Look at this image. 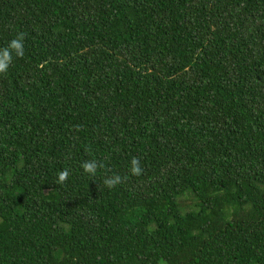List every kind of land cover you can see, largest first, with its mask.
<instances>
[{
	"label": "trees",
	"instance_id": "obj_1",
	"mask_svg": "<svg viewBox=\"0 0 264 264\" xmlns=\"http://www.w3.org/2000/svg\"><path fill=\"white\" fill-rule=\"evenodd\" d=\"M19 32L0 264H264V0H0Z\"/></svg>",
	"mask_w": 264,
	"mask_h": 264
},
{
	"label": "clouds",
	"instance_id": "obj_2",
	"mask_svg": "<svg viewBox=\"0 0 264 264\" xmlns=\"http://www.w3.org/2000/svg\"><path fill=\"white\" fill-rule=\"evenodd\" d=\"M25 39V34L23 32H19L14 39H12L8 46L0 49V74H6L9 66L13 60V53L16 57L24 56V46L23 42ZM130 173L132 176L139 177L143 168L140 165V161L137 157H133L130 162ZM106 166L103 162H98L97 160H89L85 161L82 164V168L85 173H88L90 176H95L98 169H104ZM70 176V169H64L57 174L56 183L59 185H64ZM123 183V178L116 174L111 177L105 176L103 179V184L112 189L115 186Z\"/></svg>",
	"mask_w": 264,
	"mask_h": 264
}]
</instances>
